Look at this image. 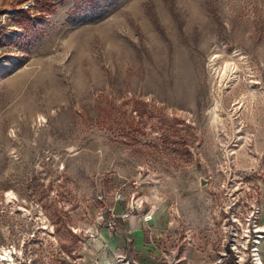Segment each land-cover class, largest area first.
Returning a JSON list of instances; mask_svg holds the SVG:
<instances>
[{
	"label": "rangeland",
	"instance_id": "obj_1",
	"mask_svg": "<svg viewBox=\"0 0 264 264\" xmlns=\"http://www.w3.org/2000/svg\"><path fill=\"white\" fill-rule=\"evenodd\" d=\"M132 179L179 244L226 182L264 223V0H0V264H139L96 212Z\"/></svg>",
	"mask_w": 264,
	"mask_h": 264
},
{
	"label": "built area",
	"instance_id": "obj_2",
	"mask_svg": "<svg viewBox=\"0 0 264 264\" xmlns=\"http://www.w3.org/2000/svg\"><path fill=\"white\" fill-rule=\"evenodd\" d=\"M137 185L138 182L132 179L128 190L120 184L95 195L97 217L109 233L116 234L124 229L125 218L130 213L138 214L140 220L147 226L153 210L150 207L146 208L143 199L137 195ZM219 187L222 190L221 197L227 201L220 205L213 215L217 228L213 227V223H208L206 233L199 235L195 229L187 227L185 231L187 235L182 237L179 244L174 236L166 235L167 228L177 230L175 220L179 216L175 209L176 219L174 216L173 218L168 216L165 231L158 236L160 238L158 242L153 243L156 250L153 257L159 258L161 264H181L189 250L198 257L194 264H207L209 257L210 264H223L226 259L231 260L232 264H264V223H259L258 207L253 202L243 207L241 185L226 182ZM191 234L195 236L191 238Z\"/></svg>",
	"mask_w": 264,
	"mask_h": 264
},
{
	"label": "crops",
	"instance_id": "obj_3",
	"mask_svg": "<svg viewBox=\"0 0 264 264\" xmlns=\"http://www.w3.org/2000/svg\"><path fill=\"white\" fill-rule=\"evenodd\" d=\"M165 209L166 208H160L159 206H157L156 209L154 207V209H152V216L147 221V226L140 220L138 214H136V221L128 220L126 223L124 222V229L119 233L112 234V238H109V245L111 248H114L112 251L116 253L123 252L122 249L125 244L122 240V236L128 235L130 241L129 248L137 255L139 264H158L155 257H153L156 252L153 243L158 242L160 239L158 236H160L167 227L168 215L165 218L163 213Z\"/></svg>",
	"mask_w": 264,
	"mask_h": 264
},
{
	"label": "water",
	"instance_id": "obj_4",
	"mask_svg": "<svg viewBox=\"0 0 264 264\" xmlns=\"http://www.w3.org/2000/svg\"><path fill=\"white\" fill-rule=\"evenodd\" d=\"M202 181H203V179H202V178H201V179H199V182H200V183H202Z\"/></svg>",
	"mask_w": 264,
	"mask_h": 264
},
{
	"label": "bare ground",
	"instance_id": "obj_5",
	"mask_svg": "<svg viewBox=\"0 0 264 264\" xmlns=\"http://www.w3.org/2000/svg\"><path fill=\"white\" fill-rule=\"evenodd\" d=\"M9 254H7V256H8ZM9 257V256H8ZM0 258H2V255L0 254ZM6 258V257H5ZM10 264V263H9Z\"/></svg>",
	"mask_w": 264,
	"mask_h": 264
}]
</instances>
